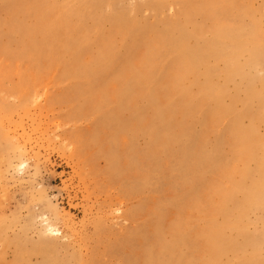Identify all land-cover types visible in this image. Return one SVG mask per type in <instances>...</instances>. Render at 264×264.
I'll return each instance as SVG.
<instances>
[{"label":"rangeland","instance_id":"374dc122","mask_svg":"<svg viewBox=\"0 0 264 264\" xmlns=\"http://www.w3.org/2000/svg\"><path fill=\"white\" fill-rule=\"evenodd\" d=\"M93 1L0 0V264H264V0Z\"/></svg>","mask_w":264,"mask_h":264},{"label":"bare ground","instance_id":"6f19581e","mask_svg":"<svg viewBox=\"0 0 264 264\" xmlns=\"http://www.w3.org/2000/svg\"><path fill=\"white\" fill-rule=\"evenodd\" d=\"M93 1V0H89ZM96 1V0H94ZM93 1V2H94ZM216 14V10H215ZM207 19H210L208 15L205 16ZM197 33H201L200 30L197 29ZM235 36V32H233L231 29L227 27H222L221 29L217 30V37L218 40L215 41L213 44L208 45V49L206 51L207 54L214 55H220L222 56V59L227 60L228 55L222 54V50L224 49L223 46H220V43H225L226 41L229 42L233 37ZM236 46L233 51V57L236 60L233 62V69L232 73L230 74V78L233 76H239L243 78H248L249 74L255 67L258 65V61L260 57L264 56V41L262 43H255L251 46H244L242 43H237V39L235 40ZM243 50H246V53L249 54V58H247L245 64H240L241 62L237 60L238 57L242 56ZM210 57V55H206ZM192 60L191 64L195 66H200V61L202 58H205L203 54L198 53L197 51H194L192 53ZM248 75V76H247ZM221 100V99H219ZM261 180L254 184L253 188L249 191H245V197H246V203L245 208L242 212H240V218L239 223L243 222L245 219V211L248 209H251L253 207L264 205V166L261 167ZM226 220L229 224H231V221L229 218L226 217ZM239 225V224H238ZM235 228H238L235 227ZM208 239L210 240L211 244L213 245V252L217 254H221L223 252H227L231 246L232 241H226L222 235L218 234V231H214L213 233L207 234ZM221 238L223 240H221ZM259 264V261L256 259V256L252 259L246 260L242 262V264Z\"/></svg>","mask_w":264,"mask_h":264}]
</instances>
